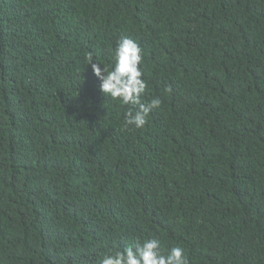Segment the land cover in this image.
I'll use <instances>...</instances> for the list:
<instances>
[{
  "label": "trees",
  "instance_id": "obj_1",
  "mask_svg": "<svg viewBox=\"0 0 264 264\" xmlns=\"http://www.w3.org/2000/svg\"><path fill=\"white\" fill-rule=\"evenodd\" d=\"M143 49V128L87 56ZM155 238L264 264V0H0V264H100Z\"/></svg>",
  "mask_w": 264,
  "mask_h": 264
},
{
  "label": "clouds",
  "instance_id": "obj_2",
  "mask_svg": "<svg viewBox=\"0 0 264 264\" xmlns=\"http://www.w3.org/2000/svg\"><path fill=\"white\" fill-rule=\"evenodd\" d=\"M113 53L111 68L95 62L91 53L87 56L88 64L99 80V90L104 96L132 106L124 113V128H143L150 112L162 104L159 97L147 103L143 101L148 87L141 68L143 49L134 39L123 37L117 41ZM100 264H189V260L183 247L174 246L165 253L159 239L145 238L123 250L106 254Z\"/></svg>",
  "mask_w": 264,
  "mask_h": 264
}]
</instances>
